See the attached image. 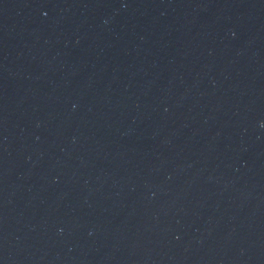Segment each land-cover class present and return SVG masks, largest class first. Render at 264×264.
<instances>
[{
	"label": "water",
	"instance_id": "1",
	"mask_svg": "<svg viewBox=\"0 0 264 264\" xmlns=\"http://www.w3.org/2000/svg\"><path fill=\"white\" fill-rule=\"evenodd\" d=\"M0 264H264V0H0Z\"/></svg>",
	"mask_w": 264,
	"mask_h": 264
}]
</instances>
